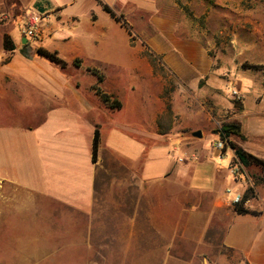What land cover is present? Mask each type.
<instances>
[{"label": "crops", "instance_id": "0c3cea01", "mask_svg": "<svg viewBox=\"0 0 264 264\" xmlns=\"http://www.w3.org/2000/svg\"><path fill=\"white\" fill-rule=\"evenodd\" d=\"M90 1L0 0V183L83 215L86 229L72 233L71 239L82 241L78 245L89 255L102 257L93 264H264V194L244 202L246 213L232 203L234 194L253 185L249 167L242 165L243 180L237 179L242 189L235 191L227 167L229 148L219 151L212 142L207 151L194 139H183L180 146L161 142L160 137L181 135L189 128L183 131L185 123L177 118L181 111L159 106L163 89L154 72H146L151 83L145 89L156 109L144 121L141 90L126 94L115 81L109 84L94 67L97 62L81 50L68 59L60 54L62 42L82 48L83 41L93 45L108 37L101 36L103 8L86 9ZM95 1L101 5L105 0ZM133 1L153 18L143 25L133 22L131 28L169 65L165 48L190 45L176 34L184 31L182 24L170 14L160 15L158 0H148L149 5ZM170 4L178 11L174 1ZM26 9L47 16L45 38L38 47L24 37L21 44L16 39L15 22ZM120 26L133 47L135 35ZM87 32L88 39L81 38ZM6 37L14 50L5 49ZM40 47L57 53L67 66L39 56ZM115 61L104 58L101 64ZM144 63L147 59L139 55L138 70ZM81 74L95 78L86 91L79 88ZM199 74L177 77L183 89L173 96H182L188 105L190 82ZM98 90L120 107H109ZM243 116L246 141L234 143L264 160V108L245 109ZM96 130L99 149L94 160ZM230 149L232 166L235 153ZM171 150L184 151V161L174 162ZM259 188L264 193V186Z\"/></svg>", "mask_w": 264, "mask_h": 264}, {"label": "rangeland", "instance_id": "374dc122", "mask_svg": "<svg viewBox=\"0 0 264 264\" xmlns=\"http://www.w3.org/2000/svg\"><path fill=\"white\" fill-rule=\"evenodd\" d=\"M172 1L177 4L181 15L171 6V0H158L159 14H170L182 24L184 31L180 29L176 34L184 41H190V47L180 45L165 48L171 61L167 62L169 65L158 49L150 47L131 28L133 22L143 25L153 18L144 14V10H138L133 0H113L111 4L110 1L103 2L120 18L119 22L106 11L103 12L100 9L102 5L97 1H90L85 8L102 11L101 26L104 32L101 31V36L105 34L108 37L93 45L83 41L82 48L62 42L59 50L67 59L75 51L81 50L85 58L97 62L94 67L105 74L109 84L115 81L117 88L126 94L127 91L132 93L131 89L141 90L145 101L142 105L144 121L150 119L151 112L156 109L153 98L148 102L150 93L145 89L151 83L146 72H154L160 78L159 88L163 89L159 106L181 111L177 118L185 123L183 131L189 128L181 135L160 137V141L168 143L167 140H170L171 146H180L181 140L194 139L209 151L212 142L222 139L225 124L234 121L245 123V109L256 106L264 108V0ZM149 2L144 0L142 3L149 5ZM117 23L125 25L135 35L137 42L133 47L129 46L125 31ZM14 29L17 42L21 44L24 33L20 20H16ZM90 34L87 32L80 36L88 39ZM27 39L35 47L41 43ZM139 55L148 61V64L142 65V71L138 70ZM104 58L116 61L101 64ZM183 73H191V76L200 73L197 81L190 82L191 100L188 105L183 102L182 96H173L176 89H183L182 79H177L182 78ZM79 76V88L82 91L90 89L95 78L88 74ZM118 111L115 110L116 114L120 113ZM164 117L163 122L168 115ZM197 131H202V138L193 137ZM241 132L243 137L233 135L230 140L233 143L234 140L246 141L242 126ZM167 143L162 148H166ZM225 148H229L230 152L227 159L230 169L232 150L228 143ZM183 153L171 150L168 155L178 162ZM247 174L253 185L249 184L243 198L246 195L250 199L263 195L259 187L264 186V169L251 166ZM231 177L234 190L242 189L238 186L242 182L237 179L243 180V177ZM82 216L56 201L0 183V264H93L95 260L102 259L89 255L83 246L78 245L82 241L71 239L72 233L86 229Z\"/></svg>", "mask_w": 264, "mask_h": 264}, {"label": "trees", "instance_id": "16d2710c", "mask_svg": "<svg viewBox=\"0 0 264 264\" xmlns=\"http://www.w3.org/2000/svg\"><path fill=\"white\" fill-rule=\"evenodd\" d=\"M104 11H106L107 13H109L116 21L119 22L118 16L115 14V12L110 8V6H108L107 4H104L102 1H100ZM123 27H126L125 25L121 24ZM129 31V30H128ZM130 33V31H129ZM131 34V33H130ZM4 46L5 49L7 50H14L15 46L13 41L9 38L6 37L4 40ZM24 54H27L26 50H23ZM37 53L39 56L53 62L56 63L58 65H60L61 67L65 68L67 66V63L62 60L57 53L55 52H50L42 47L37 49ZM147 56V55H146ZM153 61V60H152ZM100 80H102V77H99ZM98 94L101 96L102 100L108 104L109 107L111 108H119L120 104L119 102H117L116 100H113L110 98V96H108L105 93H102L100 90H98ZM240 136L243 137L242 132H241V125L239 122L234 121L231 123H227L222 127V140H224L226 142V144L228 143L230 145V147L233 149L234 153H235V160L233 161V164L235 163H240L241 165L250 167V166H257L260 167L262 169H264V160L260 159L248 152H246L243 148H241L240 146H238L237 144L233 143L230 138L231 136ZM98 149H99V131L96 130L95 132V137H94V144H93V159L96 160L97 159V154H98ZM248 199L247 195L244 199V201H246ZM235 209L239 212V213H246L248 211H246V209H244L243 204H238L235 205Z\"/></svg>", "mask_w": 264, "mask_h": 264}, {"label": "built area", "instance_id": "2783aa9c", "mask_svg": "<svg viewBox=\"0 0 264 264\" xmlns=\"http://www.w3.org/2000/svg\"><path fill=\"white\" fill-rule=\"evenodd\" d=\"M47 21V16L45 14L39 13L35 10L25 11L21 16V24L23 27L24 38H27L40 42L45 38V25ZM214 149L223 151L226 147V142L219 139L213 144ZM180 162L184 161V158L179 159ZM231 173L234 177L243 175V168L240 163H235L230 167ZM230 192V191H229ZM244 198L242 193H236L233 196V205L244 204Z\"/></svg>", "mask_w": 264, "mask_h": 264}, {"label": "water", "instance_id": "95a60500", "mask_svg": "<svg viewBox=\"0 0 264 264\" xmlns=\"http://www.w3.org/2000/svg\"><path fill=\"white\" fill-rule=\"evenodd\" d=\"M25 42H26V39H25ZM193 137H195V138H202L203 137L202 131L194 132L193 133Z\"/></svg>", "mask_w": 264, "mask_h": 264}]
</instances>
